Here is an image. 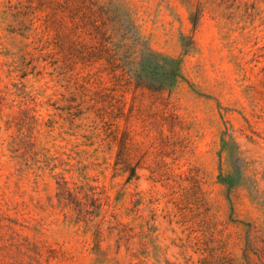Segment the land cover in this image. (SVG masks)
<instances>
[{
  "label": "rangeland",
  "instance_id": "374dc122",
  "mask_svg": "<svg viewBox=\"0 0 264 264\" xmlns=\"http://www.w3.org/2000/svg\"><path fill=\"white\" fill-rule=\"evenodd\" d=\"M0 264H264V0H0Z\"/></svg>",
  "mask_w": 264,
  "mask_h": 264
}]
</instances>
